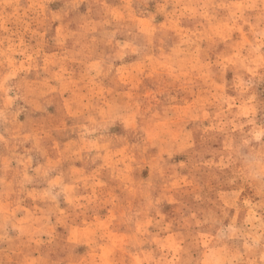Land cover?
<instances>
[{"label": "rangeland", "instance_id": "1", "mask_svg": "<svg viewBox=\"0 0 264 264\" xmlns=\"http://www.w3.org/2000/svg\"><path fill=\"white\" fill-rule=\"evenodd\" d=\"M0 264H264V0H0Z\"/></svg>", "mask_w": 264, "mask_h": 264}]
</instances>
